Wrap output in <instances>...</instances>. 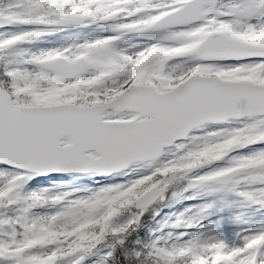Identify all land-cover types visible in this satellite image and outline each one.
Masks as SVG:
<instances>
[{
    "label": "snow or ice",
    "instance_id": "snow-or-ice-1",
    "mask_svg": "<svg viewBox=\"0 0 264 264\" xmlns=\"http://www.w3.org/2000/svg\"><path fill=\"white\" fill-rule=\"evenodd\" d=\"M89 24L110 34L24 47ZM130 37L152 42L121 48ZM209 125L195 143L176 144ZM173 144L179 154L129 185L74 199L73 191H25L53 174L152 166ZM226 159L192 186L264 208V0H0V264H83L137 223L114 226L124 210ZM138 182L145 190L135 200L107 207ZM184 223L199 222L173 227ZM177 239L130 255L138 264H264V225L238 246L202 233Z\"/></svg>",
    "mask_w": 264,
    "mask_h": 264
},
{
    "label": "rangeland",
    "instance_id": "rangeland-1",
    "mask_svg": "<svg viewBox=\"0 0 264 264\" xmlns=\"http://www.w3.org/2000/svg\"><path fill=\"white\" fill-rule=\"evenodd\" d=\"M227 2V0H224ZM105 26L102 24H89L84 27L75 28L73 30H65L52 36L44 37L42 40L24 47L29 51H36L43 48L61 47L70 43L72 39L80 41L92 39L98 36L109 35L104 31ZM152 42L147 37H130L120 44L121 48H131L134 44H144ZM216 126H208L206 129L197 130L190 134V137L183 143L191 145L196 141L191 139L192 136L203 137L207 132L214 130ZM239 138L233 137L232 141H225L222 144L220 153L224 151L230 143L236 142ZM181 143V142H180ZM179 144V143H177ZM218 146L213 145L209 154L214 155ZM179 154V150L175 145L164 150V154L152 166H146L145 163H133L125 171L114 176L98 177L93 174H53L52 180L36 178L30 181L25 191L50 189L53 194L57 192L73 191L74 195L69 199L84 197L99 191L102 188L113 187L117 185H129L136 179L141 178L144 172L154 170L163 162L172 159ZM217 154V153H216ZM235 155V153H234ZM204 157H210L207 153ZM197 160H199L197 158ZM227 159L210 167L198 169L183 178V184L180 190L174 191L166 189L161 193L159 198L153 203L141 210H147V217L152 216L148 225L153 227L150 235L152 245L160 246L171 245L180 242L177 238L183 240L189 239L192 235L203 234L205 239L219 238L225 240L230 245H241V237L249 234L257 229L258 226L264 225V208L255 205H249L240 197L233 193L220 192L209 193L199 186H192L196 177L218 167L227 166ZM147 169V170H146ZM172 187V186H171ZM245 186L241 185L243 189ZM117 193L113 199L119 196ZM111 203V199L107 201V207ZM209 203L214 206L207 211H201ZM127 216V215H126ZM135 214L130 212V216L124 221L114 220V226L119 227L128 221L133 220ZM195 217L199 222L196 227L188 228L186 223L174 229L173 225L178 219L185 222ZM239 217V219H237ZM157 225V226H156ZM83 235V234H82ZM79 238V237H78ZM109 235L106 240H109ZM110 251V246L105 243L103 246H97L88 253L83 264H103L105 255Z\"/></svg>",
    "mask_w": 264,
    "mask_h": 264
},
{
    "label": "trees",
    "instance_id": "trees-1",
    "mask_svg": "<svg viewBox=\"0 0 264 264\" xmlns=\"http://www.w3.org/2000/svg\"><path fill=\"white\" fill-rule=\"evenodd\" d=\"M148 178H145L144 183H147ZM182 181V179L175 180L168 188L171 186L177 187ZM167 188V189H168ZM143 184L137 183L132 186V188L126 192H123L121 195L115 197L114 201L111 204V209H115L116 206H123L129 201L135 199L139 194L144 191ZM130 212H135V217L133 220H137V223L134 224L127 233L122 236H111L109 240H104L101 244L97 246H103L105 243H110V252H113L114 255L112 258H108L107 256L104 258L103 264H138L136 259L130 254L134 251L144 250L147 251L151 248L152 243L150 239L151 228L148 225L152 217H147V211L142 210L138 211L134 209L133 206L124 210L118 217L115 219L122 220L125 216H129ZM138 218V219H137ZM124 239L125 243L120 245L118 240ZM150 239V240H149ZM147 264H150V261H147V258H144Z\"/></svg>",
    "mask_w": 264,
    "mask_h": 264
},
{
    "label": "water",
    "instance_id": "water-1",
    "mask_svg": "<svg viewBox=\"0 0 264 264\" xmlns=\"http://www.w3.org/2000/svg\"><path fill=\"white\" fill-rule=\"evenodd\" d=\"M110 174H111V173H110ZM106 175H109V174H106ZM157 197H158V196H157ZM157 197H156V198H157ZM156 198H155V199H156ZM155 199H154V200H155ZM154 200H153V201H154ZM150 203H151V202H150ZM148 204H149V203H148ZM148 204L144 205L143 207L147 206ZM135 207H136V208H143V207H137V206H135Z\"/></svg>",
    "mask_w": 264,
    "mask_h": 264
}]
</instances>
